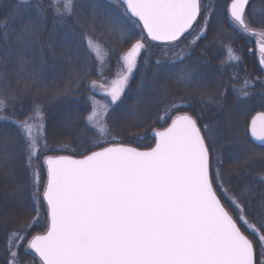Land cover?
Listing matches in <instances>:
<instances>
[{"label":"snow or ice","instance_id":"1","mask_svg":"<svg viewBox=\"0 0 264 264\" xmlns=\"http://www.w3.org/2000/svg\"><path fill=\"white\" fill-rule=\"evenodd\" d=\"M249 3L231 0L228 19L245 35L257 38L260 63L264 65V16L257 19L255 8L249 16ZM215 17L212 0H0V121L17 129L15 135L0 138V169H8L6 175L14 179V160L18 155L25 158V166L31 170L32 211L36 213L22 229L8 234L2 264H21V249L23 255L34 254L30 264H264V193L254 205L252 185L245 184L239 191L228 187L230 177L220 170L218 157L213 170L215 149L210 147L211 135H205L213 131L209 125L201 129L192 115H175L166 128L153 130L155 144L146 150L120 142L115 136L105 138L110 136L112 106L121 101L130 77L141 68L140 57L148 52L149 41L163 44L161 54L167 57L171 53L172 60L169 63L157 58L151 65L149 57L144 58L137 86L139 99L129 110L131 114L143 115L145 95L166 97V90L157 88L162 76L174 77L185 86L201 83L205 74L186 63L192 55L186 49L207 36ZM123 18H128L132 27L126 26ZM49 19L61 26L73 20L66 32L71 42L59 52L69 62L82 60L81 44L103 62L106 53L99 40L105 31L119 33L121 43L132 42L119 56L123 70L115 79L91 80L88 85L93 95L88 97L91 111L84 117L85 128L95 129L100 138L85 142L78 157L44 155L46 179L42 181L40 166L35 163L40 154L60 151L66 145L49 146L42 105L33 104L23 119L14 109L6 113L39 79L36 53L41 62L45 48L57 55L52 34H48L47 43L44 40ZM98 26L102 29L99 34ZM74 28L81 29L80 44ZM134 29H139L138 36ZM188 36L193 38L181 48ZM225 50V63L240 61L232 47ZM9 65L17 86L24 85L21 91L5 79ZM87 67L83 59L79 70H74L79 79L90 75ZM100 75L103 81L102 72ZM253 87L247 79L242 87H233L241 107L253 94ZM97 91L108 99H95ZM60 94L68 95L70 90ZM225 98L221 92L206 97L205 102L211 105ZM187 106L173 102L165 112ZM248 131L264 144V111L251 117ZM242 148L250 151L246 144ZM253 157L264 159V151L253 152L248 159ZM260 180L264 182V175ZM221 193L230 201V208L222 203ZM45 205L46 230L29 238L30 230L41 226Z\"/></svg>","mask_w":264,"mask_h":264},{"label":"trees","instance_id":"2","mask_svg":"<svg viewBox=\"0 0 264 264\" xmlns=\"http://www.w3.org/2000/svg\"><path fill=\"white\" fill-rule=\"evenodd\" d=\"M230 0H212L216 9V17L208 29L207 36L193 45L186 51H191L192 55L186 61L189 65H195L205 74V78L199 85L185 86L177 83L174 77L162 76L157 83L158 89H164L167 95L160 99L158 94L155 99L145 95L141 106L142 116L137 117L130 113V109L139 99L137 86L141 82V72L143 71L144 58L149 57L150 64L154 65L155 60L160 58L162 61L171 62L172 54L163 56L161 43L149 41L148 52L140 57L141 68L135 70L130 78L129 87L115 106L112 107L111 115L108 117V128L110 137H117L118 141L129 146L149 148L153 144L151 132L153 129L162 130L170 119L178 114L188 113L197 119L198 125L203 129L204 125H209L213 131L205 133L211 135L209 141L210 147L215 149L213 153V168L217 167L216 158L222 162L220 169L226 178L230 177V188L239 191L245 184L252 185L256 195L252 203L255 205L261 193H264V182L260 176L264 175V159L259 157H248L253 152H262L264 147L252 143L247 136V124L249 118L258 111H264V94H259L255 90L242 105L238 104L237 94L233 87L240 88L243 81L247 79L250 83L259 80L264 75V70L260 67L254 44L251 38L239 29L235 28L228 19L227 5ZM208 3V0H204ZM256 10V18L264 16V0H250L247 6V13L252 15L253 9ZM128 27H132L128 18H123ZM217 23L222 25L218 27ZM68 26H73V20L69 19L67 25H53L49 19L46 32L45 43L48 41V34L51 33V42L57 50V55L53 56L47 48L43 52V62L39 52L35 57V71L39 79L31 84L30 90L25 95L9 106L8 113L11 114L14 109L19 118L23 119L31 111L33 104L43 106L46 118V137L51 148H57L66 145L60 151L42 152L39 160L35 163L40 166V175L42 181L46 179L45 166L43 165L44 155H72L77 156L83 151L85 142L91 143L93 137L98 138L94 130L85 128L84 117L90 111L88 97L91 91L88 85L91 80H97L101 77L112 78L118 64V56L127 50L132 41L121 43L119 33L108 34L106 31L100 36L99 42L105 48L107 56L103 63H99L94 56L87 52L85 45L81 46L82 60L77 62L61 57L59 52L62 47L71 42L70 36H66ZM199 25L197 26V28ZM137 36L139 29H134ZM77 35V44H80V28H74ZM102 29H97V34ZM136 37H133V40ZM193 37L188 36L183 40L180 47L187 45L188 40ZM232 47L239 55L238 63H225L227 60L226 47ZM251 49V51H250ZM179 51V49H176ZM71 55V52H69ZM83 59L87 60L88 67L85 69L90 75L85 79H79L76 71L82 65ZM206 61V63L204 62ZM181 65L177 64L179 69ZM82 75V73H81ZM148 76H151V69ZM237 77L239 78L237 80ZM5 79L17 91H21L23 84L17 86L16 78L13 74L12 66H7ZM78 85V87H77ZM65 89L70 90V94L63 95ZM225 94L223 101L206 104L205 98L208 96H218L219 93ZM203 94V95H202ZM183 103L187 107L166 113L165 109L172 104ZM166 116V120L161 117ZM17 133L16 127L9 123L0 121V138L4 136H13ZM247 145L250 151H245L242 145ZM19 151V149H17ZM8 169H0V264L5 258L6 239L13 229H22L26 223L31 222L32 217L36 215L32 208L35 206L33 201V186L31 182V170L25 166V158L18 155L13 162L11 169L14 179L9 178L6 173ZM43 191L42 185L40 189ZM222 194V193H221ZM221 196L222 203H225ZM42 200V197H41ZM255 214V213H254ZM39 224L41 226L33 227L30 230L29 238L32 234L43 232L46 228V211L43 206ZM242 230H244L242 228ZM246 232V231H245ZM246 234V233H245ZM26 242V241H25ZM21 264H30L32 255H23Z\"/></svg>","mask_w":264,"mask_h":264},{"label":"rangeland","instance_id":"3","mask_svg":"<svg viewBox=\"0 0 264 264\" xmlns=\"http://www.w3.org/2000/svg\"><path fill=\"white\" fill-rule=\"evenodd\" d=\"M250 37V36H249ZM251 38V42H253V44H254V50H255V45L257 44V38L256 37H250ZM103 50H104V53H106V50H105V48L103 47ZM93 56H94V58L99 62V63H103L105 60H106V56H107V53H106V56H103L102 57V59H103V62H101V59H98L97 57H96V55H95V53H91ZM237 54V53H236ZM121 55V54H120ZM119 55V56H120ZM238 55V54H237ZM119 56H118V60H119ZM239 56V55H238ZM123 69H122V61H120L118 64H117V67H116V71L114 72V75H113V77L112 78H107V77H104L103 78V81H101V77L100 78H98L97 79V81L98 82H107V81H111L112 79H115L116 77H117V73H119V72H121ZM132 77V76H131ZM130 77V78H131ZM252 85H254V87L253 88H251V90H255V91H257L259 94H264V75H263V77L261 78V79H259V80H254V82H252L251 83ZM91 95H93V93L91 92ZM95 99H97V100H100V101H102V102H104V101H106L108 98H106V97H104L103 95H101L100 94V92L99 91H97L95 94ZM119 102V101H118ZM117 102V103H118ZM113 106H115V105H113ZM112 106V107H113ZM90 111H91V104H90ZM89 111V112H90ZM259 112V111H258ZM255 114V113H254ZM88 115V114H87ZM86 115V116H87ZM169 122H171V119H170V121ZM94 131H96L95 129H93ZM153 130H158V129H153ZM153 130H152V132H151V137L153 136ZM96 133L98 134V138H100V134H99V132L98 131H96ZM105 138H110V136L109 137H105ZM153 138V144H152V146L155 144V138H154V136L152 137ZM132 147H134V146H132ZM137 148H139L140 150H146L147 148H140V147H137ZM216 168L214 167L213 168V170H215ZM223 197H224V195L223 194H221ZM224 200H225V203L227 204V206H229L230 207V201H227V199L224 197ZM45 211H46V207H45ZM47 225V224H46ZM241 227L243 228V226L241 225ZM42 233V232H41ZM246 233V235H249V233L246 231L245 232ZM249 238L250 239H253V237L251 236V235H249ZM27 243V241L25 242V244ZM33 255V254H32Z\"/></svg>","mask_w":264,"mask_h":264},{"label":"water","instance_id":"4","mask_svg":"<svg viewBox=\"0 0 264 264\" xmlns=\"http://www.w3.org/2000/svg\"><path fill=\"white\" fill-rule=\"evenodd\" d=\"M230 2H231V0H230ZM229 2V3H230ZM228 3V4H229ZM155 43H159V42H155ZM260 59H261V55H260V53H259V62H260ZM261 64V63H260ZM263 66V65H262ZM256 114V113H255ZM255 114H253L252 116H254ZM251 116V117H252ZM251 117H250V119H249V121H248V124L250 123V120H251ZM171 123V122H170ZM247 136H248V138H249V140L251 141V142H253L254 144H256V145H258V146H261V147H264V144H261V142H259V141H256V140H254L252 137H251V135H250V132L248 131V125H247Z\"/></svg>","mask_w":264,"mask_h":264},{"label":"flooded vegetation","instance_id":"5","mask_svg":"<svg viewBox=\"0 0 264 264\" xmlns=\"http://www.w3.org/2000/svg\"><path fill=\"white\" fill-rule=\"evenodd\" d=\"M256 46H257V44L255 45V50H256ZM250 51H251V49H250ZM256 57H257V60H258V55H257V54H256ZM258 62H259V60H258ZM259 64H260V62H259ZM260 65H261V64H260ZM261 66H262V65H261ZM262 67L264 68V65H263ZM227 201H228V200H227ZM225 206H226V207H229V206H227V205H225ZM229 208H230V207H229ZM45 230H46V229H45ZM45 230H44V231H45ZM44 231H43V232H44Z\"/></svg>","mask_w":264,"mask_h":264}]
</instances>
